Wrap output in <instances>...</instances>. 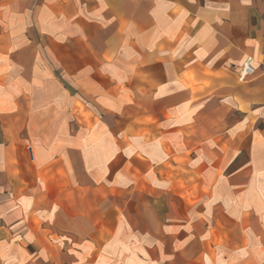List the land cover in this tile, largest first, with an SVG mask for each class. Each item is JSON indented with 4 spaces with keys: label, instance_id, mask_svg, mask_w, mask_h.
<instances>
[{
    "label": "crops",
    "instance_id": "obj_1",
    "mask_svg": "<svg viewBox=\"0 0 264 264\" xmlns=\"http://www.w3.org/2000/svg\"><path fill=\"white\" fill-rule=\"evenodd\" d=\"M263 58L264 0H0V264H264Z\"/></svg>",
    "mask_w": 264,
    "mask_h": 264
},
{
    "label": "built area",
    "instance_id": "obj_2",
    "mask_svg": "<svg viewBox=\"0 0 264 264\" xmlns=\"http://www.w3.org/2000/svg\"><path fill=\"white\" fill-rule=\"evenodd\" d=\"M262 74L264 75V58L263 61L260 63ZM257 71L256 68V61L253 57H248L245 62L243 63L242 67L239 71V79L240 81H246L253 75H255Z\"/></svg>",
    "mask_w": 264,
    "mask_h": 264
}]
</instances>
